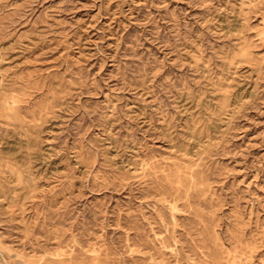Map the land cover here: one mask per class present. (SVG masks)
Returning <instances> with one entry per match:
<instances>
[{
	"label": "rangeland",
	"instance_id": "rangeland-1",
	"mask_svg": "<svg viewBox=\"0 0 264 264\" xmlns=\"http://www.w3.org/2000/svg\"><path fill=\"white\" fill-rule=\"evenodd\" d=\"M0 264H264V0H0Z\"/></svg>",
	"mask_w": 264,
	"mask_h": 264
}]
</instances>
